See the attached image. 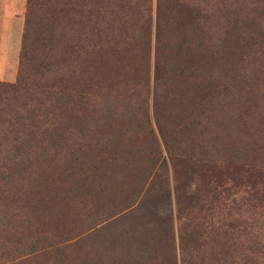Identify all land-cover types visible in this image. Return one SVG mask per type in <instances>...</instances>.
<instances>
[{"label": "trees", "instance_id": "16d2710c", "mask_svg": "<svg viewBox=\"0 0 264 264\" xmlns=\"http://www.w3.org/2000/svg\"><path fill=\"white\" fill-rule=\"evenodd\" d=\"M31 1L19 63L30 19L38 18ZM58 1L60 13L43 17L47 26L38 39L48 46L47 22L58 23L63 66L42 90L39 112L25 103L22 111L13 108L8 96L22 86L0 82V123L7 122L12 141L2 151L18 160L44 156L48 148L68 154L61 163L66 168L53 178L62 179L68 195L49 185L43 192L31 180L20 184L21 176H0V264H60L66 253L69 264H177L167 164L175 169L180 264H245L235 256L230 224L220 229L207 221L199 178L187 162L211 164L224 157L219 153L227 162L264 158L263 145L246 134L252 129L264 136V0L256 18H238L222 0H155L157 134L147 108V0L134 8L130 0ZM50 193L71 204L73 236L53 235L62 223L59 211H45Z\"/></svg>", "mask_w": 264, "mask_h": 264}, {"label": "rangeland", "instance_id": "374dc122", "mask_svg": "<svg viewBox=\"0 0 264 264\" xmlns=\"http://www.w3.org/2000/svg\"><path fill=\"white\" fill-rule=\"evenodd\" d=\"M16 1L14 0V2ZM26 1L20 0L21 10L20 12L15 11L14 13L15 17L21 19L22 24ZM140 1L130 0V8H134L136 3ZM222 1L227 11L231 14H236L238 18H256V13L260 11V0ZM31 2L38 18L37 20H35L36 17L30 19L29 36L25 42L27 49L20 58L21 63L17 62L19 58L17 53L18 58H15L14 74L10 78L1 79L0 82L11 85L21 84L22 88L15 97L13 95L8 96L13 108L22 111L21 105L25 103V107H32L39 112V110L41 111V104L44 99L42 90L53 82L63 64L60 59V47L55 41L58 23H52V20L47 22L50 32L53 34L51 43L48 46L41 45L38 36L42 33L43 28L47 26L42 20L43 17L49 13L53 15L60 13L61 6L58 0H32ZM154 8L155 0H147L144 9L151 18L149 73L147 80L149 95L147 97V108L150 124L155 130L152 117L151 94L153 78L152 21ZM254 8H256V12H253ZM130 10L134 11L135 9ZM73 11V9L67 10V12ZM22 31L23 25L21 27L20 42L22 39ZM19 79L21 81L18 83ZM37 119L42 121L41 117H37ZM5 128L10 129L7 122L4 121L0 123V176L5 174L21 176L23 180L20 184L26 180L27 182L31 180V182H35L38 188L41 187L43 192H45V187L49 185L59 192L62 197H66L68 194L64 188V184H62V179L55 182L53 178L57 171L62 172V168H66V165H61V163H63V157L68 158V154L62 152L60 149L53 150L48 148V154L44 156H34L18 160V158L2 151L3 149H10V143H12L10 133L4 131ZM155 133L157 134L156 130ZM246 134H252V138L259 140L258 142L264 147V136L262 134L254 132L252 129H249ZM213 136L214 134L207 133L206 139L209 143L214 142ZM244 136V133L241 134L240 139L245 138ZM213 147H220L219 140L214 142ZM219 154L226 157L225 153ZM224 157L212 160L211 164L206 161L201 162L196 160H189L187 162L188 165H192L195 180L199 178L197 183L201 186V192L198 197L202 205L201 210L206 215L207 221L215 227L225 229L227 226L225 224H230L233 232L232 241L234 242L236 258L242 259V262L245 264H264V158L244 163L241 161L227 162L228 160ZM62 175L64 174L62 173L60 178H63ZM167 179L173 226V242L177 256V264H180L178 250L180 215L177 211L174 192L175 169L170 164H167ZM57 196L56 193L45 195V211L51 214H58L57 211H59L60 222L62 224L57 227V231L53 234L59 240L62 236L67 238L73 236L74 231L72 228L74 223L72 221L71 204H62L57 199ZM69 259V253L63 254L60 264H69Z\"/></svg>", "mask_w": 264, "mask_h": 264}, {"label": "crops", "instance_id": "0c3cea01", "mask_svg": "<svg viewBox=\"0 0 264 264\" xmlns=\"http://www.w3.org/2000/svg\"><path fill=\"white\" fill-rule=\"evenodd\" d=\"M19 1L0 0V80L14 74L22 27L21 19L14 14L21 10Z\"/></svg>", "mask_w": 264, "mask_h": 264}]
</instances>
